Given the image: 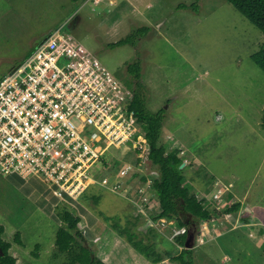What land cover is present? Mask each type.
<instances>
[{
	"label": "rangeland",
	"instance_id": "obj_1",
	"mask_svg": "<svg viewBox=\"0 0 264 264\" xmlns=\"http://www.w3.org/2000/svg\"><path fill=\"white\" fill-rule=\"evenodd\" d=\"M181 3H197L198 10L179 8ZM59 26L131 88L137 78L128 65L138 63V90L151 112L164 111L163 138L168 151L184 160L186 181H196L203 193L214 183L188 154L195 151L210 170L224 174L226 186L232 182L223 207L239 200L236 193L241 196L244 207L232 218L220 215L200 225L199 230L207 226L209 231L205 243L195 246L196 262L264 264V240L260 242L258 229L240 230L235 222L245 210L264 224V71L252 58L264 45L263 32L227 0H0V78ZM128 36L130 43L115 45ZM167 134L174 139L168 140ZM116 152L137 165L142 161L135 176L139 180L146 181L151 172L156 173L153 180L158 176L146 156L141 159L127 148ZM110 161V154L104 156L103 164ZM6 178L0 173V203L16 197ZM193 189L192 194L198 192ZM91 190L102 194L97 207L103 216L123 224L134 220L124 213L139 212L134 203L100 185ZM36 223V217L27 222L25 235L31 236ZM157 225L168 237L174 231L160 221ZM39 227L48 230L47 240L54 236L48 224ZM154 229L150 228V237L162 241L164 248L159 249L164 250L166 242ZM45 258L39 263L60 264L62 259Z\"/></svg>",
	"mask_w": 264,
	"mask_h": 264
},
{
	"label": "built area",
	"instance_id": "obj_2",
	"mask_svg": "<svg viewBox=\"0 0 264 264\" xmlns=\"http://www.w3.org/2000/svg\"><path fill=\"white\" fill-rule=\"evenodd\" d=\"M132 97L133 88L64 26L53 29L0 78V173L40 180L61 204L100 185L134 203L142 220L150 218L156 174L139 180L135 176L142 161L137 165L116 152L127 148L143 159L148 151L130 109ZM167 138L174 139L170 134ZM107 154L111 161L103 164ZM229 186L217 179L209 194L195 196L221 209ZM224 215L228 219L233 214ZM159 221L166 226L167 220ZM152 227L163 230L155 221ZM206 231L204 226L197 233L195 246L205 243ZM187 232L176 228L170 237Z\"/></svg>",
	"mask_w": 264,
	"mask_h": 264
},
{
	"label": "trees",
	"instance_id": "obj_3",
	"mask_svg": "<svg viewBox=\"0 0 264 264\" xmlns=\"http://www.w3.org/2000/svg\"><path fill=\"white\" fill-rule=\"evenodd\" d=\"M227 1L232 3L238 11L254 23L264 34V0ZM188 7L198 10L197 3L191 5L179 4V8ZM130 38V36L123 38L117 41L115 45L130 43ZM252 58L264 71V45L252 55ZM128 72L137 78V81L134 82L135 87L133 88L130 109L134 111L140 129L148 140V151H146L145 156L158 171V176L153 180V191L157 196L160 211L150 215L151 218L153 220L159 218L174 220L178 228L186 227L187 231H195L197 235L203 222L227 213H237L242 206L240 201H236L221 209H216L211 208L209 204L207 205V202L204 203V199L199 200L191 193L193 185L186 181L187 173L185 172V167H182L184 160L176 151H168L163 138L164 111L151 112L147 108L145 98L142 92L138 90L140 86V68L138 63L129 64ZM212 187L205 194H209ZM56 216L61 219L62 223L56 245L61 251H68L71 261H68L67 264H100L92 248V243L86 239L83 231L79 228V218L66 208L58 210ZM140 218L141 215H138L134 220L121 224L118 219L107 217L113 227L119 231V234L126 235L129 242L137 250L146 253L153 244V238L146 237L147 235L145 236L142 232L136 231V223ZM187 234L175 236L172 239L173 242L164 238L166 243H170V246L160 250V252L155 251L156 259L161 260L166 257L171 262L178 264H198L194 257L195 247L192 249L185 248ZM174 242L181 248L178 249ZM0 248L3 252L0 254V264H16V258L9 254L8 246L2 238L1 227ZM156 259L154 258V260Z\"/></svg>",
	"mask_w": 264,
	"mask_h": 264
},
{
	"label": "crops",
	"instance_id": "obj_4",
	"mask_svg": "<svg viewBox=\"0 0 264 264\" xmlns=\"http://www.w3.org/2000/svg\"><path fill=\"white\" fill-rule=\"evenodd\" d=\"M188 154L197 160L196 162L199 163L200 166V173L205 176L208 181H212V183L216 179L224 181L222 178L224 177V174H219L218 172L215 173L210 170V166H206L205 163L207 161L203 158V156H201V154H197V152L190 150L188 151ZM7 177L8 179H6L8 181L5 179L4 181L9 183L11 182L10 184L13 186L16 197L12 199L4 198L3 200L5 202L0 203V227L2 231V238L8 246V252L16 258V264H48L49 260L39 263L45 258L44 256L46 254H49L50 259L55 257L62 258L60 264H67L68 261H71L68 251H61L56 245L58 232L62 227L61 219H59L56 214L58 210L62 208L72 211L74 216L79 218V228L83 231L86 239L92 243V248L99 259L100 264H178L171 262L166 257L161 260L156 259L157 257L155 256V251L160 252L159 245L164 248L162 246V241L159 242V240H154L151 248L146 253H142L129 242L126 235L119 234V231L116 230L107 219V217L110 216H103L101 213L102 211L98 209L97 204L102 199V194L96 190H91L93 185L89 187L77 201L70 200L68 203L61 204L57 198L53 197L52 194L46 190V186L40 180H24L17 174L7 175ZM191 184L194 188L193 191L198 190V192H195L194 195H205V193H203L204 189L198 185L196 181L192 180ZM229 185L232 186V182H230ZM24 195L26 198L23 197ZM115 195L128 200L121 195ZM236 196L239 199L237 201L243 203L241 201V196L237 193ZM30 200L33 201L32 204H30ZM91 200L94 203L91 202ZM243 207L244 205L242 204L241 209H243ZM148 211L149 216L160 211L158 200L155 199L153 201L152 207L148 208ZM242 211L243 214L240 215V218L235 220V222L240 223L237 228L245 231L247 228L254 229L255 227L258 229L257 234L259 235L260 242L264 240L263 222L258 219L257 216L253 215L252 211H250L251 213L245 210ZM124 214L125 217L129 216L130 219H135L138 215H140L138 212H134L133 209ZM33 217L37 218L35 228L33 229L31 236L29 234L25 235L23 227ZM121 219L123 220L124 218ZM149 219L155 221L156 225L159 219L167 220L166 218L153 220L151 216L145 220L140 218L136 223L137 230H135L142 232L145 236L147 235L146 237L151 236L150 228L152 225L147 229V231H142L139 228ZM229 219L230 218L227 220ZM174 222L172 220H167L166 226L169 228L172 226L175 230L176 225ZM41 224H48L50 229L49 232H52L54 236L47 240L45 235L48 234V230L40 229L39 225ZM213 228L215 229V227ZM237 228L236 230H239ZM163 231L164 229H158L156 232L160 233L164 240V237L166 238L168 236L166 233H163ZM251 235L254 236V233H251ZM168 238L170 239L171 237L169 236ZM169 241L173 242L172 239ZM166 245L167 248L170 246V243H166ZM180 248L181 247L179 246L178 249ZM49 257L45 259H49ZM154 258L157 261L154 260Z\"/></svg>",
	"mask_w": 264,
	"mask_h": 264
},
{
	"label": "water",
	"instance_id": "obj_5",
	"mask_svg": "<svg viewBox=\"0 0 264 264\" xmlns=\"http://www.w3.org/2000/svg\"><path fill=\"white\" fill-rule=\"evenodd\" d=\"M183 165V164H182ZM152 225V220L149 219L145 224H143L139 229L142 230V231H147V229ZM187 238H186V241H185V248L187 249H192L195 247V236H196V233L195 231H188L187 232ZM2 250L0 248V254H2Z\"/></svg>",
	"mask_w": 264,
	"mask_h": 264
}]
</instances>
